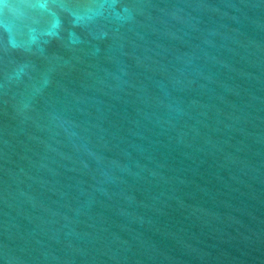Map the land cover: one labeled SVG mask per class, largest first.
Instances as JSON below:
<instances>
[{
  "label": "water",
  "instance_id": "obj_1",
  "mask_svg": "<svg viewBox=\"0 0 264 264\" xmlns=\"http://www.w3.org/2000/svg\"><path fill=\"white\" fill-rule=\"evenodd\" d=\"M0 264H264V0H0Z\"/></svg>",
  "mask_w": 264,
  "mask_h": 264
}]
</instances>
